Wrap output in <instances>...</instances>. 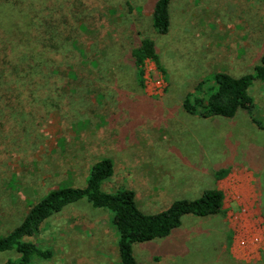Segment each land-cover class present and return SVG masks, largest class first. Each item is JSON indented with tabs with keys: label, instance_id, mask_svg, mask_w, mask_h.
Wrapping results in <instances>:
<instances>
[{
	"label": "rangeland",
	"instance_id": "1",
	"mask_svg": "<svg viewBox=\"0 0 264 264\" xmlns=\"http://www.w3.org/2000/svg\"><path fill=\"white\" fill-rule=\"evenodd\" d=\"M156 1L0 0V52L17 94L0 112V237L50 191L85 188L108 158L101 191H133L145 214L223 194L220 214L186 215L167 238L133 244L137 264H264V83L249 88L253 109L230 119L182 107L216 73L254 72L264 0H170L165 35L152 27ZM144 39L157 62L136 67ZM26 240L52 252L33 264H119L112 214L86 199ZM16 258L2 253L0 264Z\"/></svg>",
	"mask_w": 264,
	"mask_h": 264
},
{
	"label": "trees",
	"instance_id": "2",
	"mask_svg": "<svg viewBox=\"0 0 264 264\" xmlns=\"http://www.w3.org/2000/svg\"><path fill=\"white\" fill-rule=\"evenodd\" d=\"M170 0H157L152 12V27L159 35L169 30ZM136 67L145 59L157 62V54L153 41L144 39L132 51ZM5 57L0 52V112H11L15 103L16 89L10 86L5 78ZM141 77V73H139ZM213 85L208 88L205 97L199 91L205 84L200 82L194 93L188 94L182 103L183 110L189 115H197L202 119L213 117L233 118L238 110L251 111L254 103L249 88L254 82L264 83V55L252 74L233 77L226 73H216L212 77ZM10 94V95H9ZM5 95H9L3 100ZM14 101V102H13ZM219 171L217 178L226 175ZM113 174V163L104 158L94 164L90 170L85 188L62 187L47 193L38 203L32 206L22 222L6 236L0 237V254L12 252L16 260H7L5 264H33L37 260H48L52 252L40 249L26 238L32 237L39 226L51 216L61 212L67 205L86 199L94 208L108 210L112 214V224L118 233L119 264H137L132 246L157 239L167 238L181 225L186 215L197 217L215 216L222 212L223 194L218 189L205 191L201 197L193 200L174 201L166 210L157 214H145L135 202V194L131 190H118L113 194L101 191V184Z\"/></svg>",
	"mask_w": 264,
	"mask_h": 264
},
{
	"label": "crops",
	"instance_id": "3",
	"mask_svg": "<svg viewBox=\"0 0 264 264\" xmlns=\"http://www.w3.org/2000/svg\"><path fill=\"white\" fill-rule=\"evenodd\" d=\"M216 189H218V188H216ZM219 191H220V189H218Z\"/></svg>",
	"mask_w": 264,
	"mask_h": 264
}]
</instances>
